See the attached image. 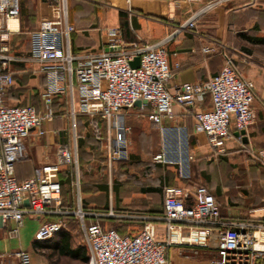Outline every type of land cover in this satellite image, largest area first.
I'll return each mask as SVG.
<instances>
[{"label":"crops","instance_id":"crops-1","mask_svg":"<svg viewBox=\"0 0 264 264\" xmlns=\"http://www.w3.org/2000/svg\"><path fill=\"white\" fill-rule=\"evenodd\" d=\"M209 1L214 0L181 4L166 0H66V18L74 27L66 44L79 57L116 51L118 45L109 46L108 28L119 29L118 38L124 43L153 44L165 40L172 72L167 87L171 92L181 83L210 79L222 66L221 52L227 51L239 75L253 84L255 117L241 141L229 140L224 151L218 153L209 146L203 133L194 131V109L178 103L172 107L173 119L164 118L165 130L161 135L147 117L149 107L134 106L118 114L128 128L127 161L132 163L123 169L119 160L108 159L104 120L81 111L77 104L72 117L69 95L62 93L53 98L54 117L44 122L45 133L40 135L32 130L27 136L26 157L15 165L16 178L32 176L35 167L54 160L57 143H67L75 161L61 168V199L65 205L80 204L86 211L100 213L87 216V223L97 222L103 229L133 236L150 221L156 237L163 240L166 238V223L161 218L163 187L192 191L197 184H205L216 196L222 219L259 221L264 207V42L259 43L264 38V0H223L201 15L194 29L174 34L176 27ZM47 12L45 0H19L20 31L8 40L9 55L14 59L7 68L13 83L5 102L32 104L38 113L45 109L42 94L46 74L28 57L31 32L37 30ZM203 46L213 51L205 53L201 50ZM202 106H210L209 97H205ZM176 127L185 128L186 144L179 138ZM232 134L236 135L233 127ZM162 142L169 158L192 156L188 179L179 177L177 165L153 161V154ZM98 154L103 159L97 161ZM237 177H241L242 189L235 184ZM41 222V217L25 216L15 231L13 221L2 224L0 220V264H19L16 253L20 250L30 254L32 264L70 262L55 252L60 231L49 239H36ZM213 256L211 250L199 249L194 253L188 246L173 245L167 250L170 264H211Z\"/></svg>","mask_w":264,"mask_h":264},{"label":"built area","instance_id":"built-area-1","mask_svg":"<svg viewBox=\"0 0 264 264\" xmlns=\"http://www.w3.org/2000/svg\"><path fill=\"white\" fill-rule=\"evenodd\" d=\"M47 15L30 37L28 59L38 63L46 74L42 94L45 109L38 113L32 104L9 105L5 95L13 83L7 66L14 59L9 55L8 40L18 33L19 0H0V220L13 221L16 231L25 216L42 218L35 237L51 238L65 228L64 215L72 214L79 222L83 242L88 250L87 264H170L167 250L173 245L211 250V264H264V207L259 221L225 220L213 194L202 184L192 191L177 186L163 187V214L166 238L158 239L154 225L148 221L135 235H121L115 229H103L97 222H86L97 212L84 210L80 204L75 209H63L59 172L74 163V155L67 143H57L54 160L35 167L32 176L18 180L15 164L26 157L25 140L32 130L45 133L44 122L52 120L53 98L67 93L71 101V116L75 105L89 115H99L107 127V156L109 160L127 158L128 141L119 113L134 107L137 100L145 101L140 108L149 107L148 119L163 134L165 117L173 119V104L187 105L194 109L193 129L203 133L209 146L218 153L224 151L229 140L241 141L244 131L254 120L253 84L242 78L227 51H222V66L210 79L203 82H184L171 92L167 83L172 72L167 61L164 41L153 44L124 43L119 29L108 28L107 51L79 57L67 47L69 34L74 30L66 18V0H45ZM175 4L200 0H166ZM223 0L205 3L174 34L192 30L197 19ZM9 20H17L18 27L10 29ZM168 37V39H170ZM166 39V40H168ZM67 40V41H66ZM205 53L213 51L203 46ZM139 58L137 67L131 61ZM244 61H247L245 58ZM205 97L210 106L203 107ZM232 127L236 135L232 134ZM181 140L187 143L184 127H176ZM155 163L175 164L180 178L190 177L192 156L172 159L166 156L163 142L152 157ZM25 201L28 204H25ZM55 216V220H49ZM19 264H32L25 250L16 253Z\"/></svg>","mask_w":264,"mask_h":264},{"label":"trees","instance_id":"trees-1","mask_svg":"<svg viewBox=\"0 0 264 264\" xmlns=\"http://www.w3.org/2000/svg\"><path fill=\"white\" fill-rule=\"evenodd\" d=\"M33 32L34 31H32L31 34ZM30 37H31V35H30ZM256 42H258V40ZM260 42H264V38L260 39L259 40V43ZM52 105H53V103H52ZM128 158L129 157H128V154H127V158L126 159L119 160V161H127ZM20 161H22V160H20ZM60 174H61V170L59 172V178H60ZM60 184H61V180H60ZM202 185L206 186L205 184H202ZM61 192H62V187H61ZM213 196L216 199V196L214 194H213ZM61 207L63 209H68V210L75 209L74 206H72V205H65L64 203H62ZM162 214H163V211H162L161 215ZM63 218H64V220H65V222L67 224V228L68 229L63 228L60 231L61 232L60 233L61 235H60V237H59V239L57 241L56 247H55L56 254L58 256H65L69 260H72V261L80 262L82 264H87L88 257H89L88 250H87L86 245L82 241L83 240V235H82V232H81V229H80V225H79L78 220L72 214L64 215ZM72 231H75L77 233L72 234L71 233ZM80 240H81V243H78Z\"/></svg>","mask_w":264,"mask_h":264},{"label":"rangeland","instance_id":"rangeland-1","mask_svg":"<svg viewBox=\"0 0 264 264\" xmlns=\"http://www.w3.org/2000/svg\"><path fill=\"white\" fill-rule=\"evenodd\" d=\"M69 99H70V97H69ZM68 112H70V107H69V105H67V113ZM69 120H70V118H68ZM100 155H102V154H100ZM99 154L98 155H95V159L98 161V160H101V159H103V157L102 156H100ZM118 164H120V165H124L123 167V169H128L127 167H128V165H132V163H130V162H128V161H120V162H118ZM128 164V165H127ZM126 165V166H125ZM113 169V168H112ZM239 179H241V177L240 178H235V184L236 185H238L239 184V188L240 189H242L241 187H242V182L239 180ZM245 182H247L248 180L246 179H243ZM230 181H232V180H230ZM251 185H248L247 187H250ZM238 188V189H239ZM243 189H245V188H243ZM65 264H82V263H80V262H76V261H72V260H70V262L68 261H66L65 262Z\"/></svg>","mask_w":264,"mask_h":264},{"label":"water","instance_id":"water-1","mask_svg":"<svg viewBox=\"0 0 264 264\" xmlns=\"http://www.w3.org/2000/svg\"><path fill=\"white\" fill-rule=\"evenodd\" d=\"M131 66H134V67H137L138 66V64H139V58L138 57H136L133 61H131ZM145 103V101H140V100H137L136 102H135V106H140L141 105V103ZM242 134L244 133V131H242L241 132ZM25 204H28V202L27 201H25Z\"/></svg>","mask_w":264,"mask_h":264},{"label":"bare ground","instance_id":"bare-ground-1","mask_svg":"<svg viewBox=\"0 0 264 264\" xmlns=\"http://www.w3.org/2000/svg\"><path fill=\"white\" fill-rule=\"evenodd\" d=\"M8 25L10 29H16L18 27L17 20H9Z\"/></svg>","mask_w":264,"mask_h":264}]
</instances>
